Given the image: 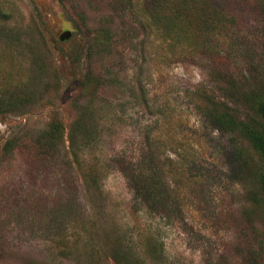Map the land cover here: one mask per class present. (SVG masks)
<instances>
[{"label":"rangeland","instance_id":"rangeland-1","mask_svg":"<svg viewBox=\"0 0 264 264\" xmlns=\"http://www.w3.org/2000/svg\"><path fill=\"white\" fill-rule=\"evenodd\" d=\"M231 8L0 0V264H264L263 161L215 124L264 98V14Z\"/></svg>","mask_w":264,"mask_h":264},{"label":"trees","instance_id":"trees-1","mask_svg":"<svg viewBox=\"0 0 264 264\" xmlns=\"http://www.w3.org/2000/svg\"><path fill=\"white\" fill-rule=\"evenodd\" d=\"M123 1L127 2V0ZM234 4H242L249 11L264 14V0H144V9L156 19L164 14L189 18L198 28H204L206 33L209 34L213 32V28L219 21L217 16L225 13H230L229 15L233 16L235 10L231 8V5ZM252 107L253 113L247 121L243 119L235 120V117L231 114L225 113L224 116L218 115L215 117V124L225 131L239 129L244 137L248 139L252 148L263 161L260 184L264 191V98L256 100Z\"/></svg>","mask_w":264,"mask_h":264}]
</instances>
